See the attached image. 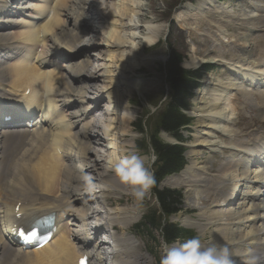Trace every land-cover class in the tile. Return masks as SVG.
I'll return each instance as SVG.
<instances>
[{
    "label": "bare ground",
    "instance_id": "obj_1",
    "mask_svg": "<svg viewBox=\"0 0 264 264\" xmlns=\"http://www.w3.org/2000/svg\"><path fill=\"white\" fill-rule=\"evenodd\" d=\"M90 1L0 0V117L3 113L12 114L20 120L23 113L28 116L39 114V121L36 125H40L34 134L30 133V122L24 126L23 131L1 132L5 128H0V264H10L13 261L11 259L13 254L18 252L14 247L17 244L13 239L12 227L15 224L23 223L30 227L38 219L49 214H55L59 219L56 235L47 246L40 250H34L32 253H18L24 256L23 263L78 264L80 258L86 254L90 257L91 264H104L105 261V264H108L104 251L109 246L101 235V231L104 229L102 223L107 221L109 228L115 230L117 237L116 243L119 245L120 252L116 260L119 264H147L140 249L136 247L131 238H128L137 213L136 200L130 194V190L122 188L118 191H110L105 187L106 189L102 193L103 197L96 198L92 192L82 191L90 181L82 177L83 173L97 174L100 184L103 185L108 179H113L115 182L113 173L108 170L106 164L111 155L110 149L116 147L114 143L116 134L125 141L126 131L134 121V113L130 111L129 106L132 100L130 88L133 85L136 86V83L128 75L136 73L140 65L138 50L143 52L145 49V46L142 45L138 50L136 49V46L138 47L136 34L141 30L134 21L139 13V10L137 11L135 8L136 0H120V4H112L113 11H107L105 7L98 9L99 12L94 14L98 21L104 20L109 15L117 17V20L113 21L109 28L108 41L104 40L107 43L109 74L112 75V82L109 86L100 85L106 77L103 74L105 66H94L90 55L83 51L77 54L76 57L79 59L74 63L69 65L57 63L58 59L67 61L66 54L74 52L78 47L76 44L84 42L83 40L89 36L91 29L89 20L93 8ZM203 3V7L206 4H211V8L216 11H221L225 7L224 3L217 0H203ZM192 7H194L192 4L185 6L189 14L193 12ZM219 13L226 19H231L228 14L225 13L226 16H224L223 12ZM125 18L131 25L124 33L120 24ZM189 18L186 17L185 24L188 23ZM160 19L161 16L157 14L154 22H158ZM256 21L253 17H249L246 25L238 27L249 30L251 33L259 31ZM203 24L201 23L202 27L210 28L212 32V29H217V31L222 29V24L219 25L220 27H214L212 23ZM189 26L180 28L187 32ZM224 27L232 28L227 25ZM158 34V29H153L152 37L149 38V35L145 37V45H153ZM250 37L252 35H243L236 41L238 45H234L235 47L232 49L236 50L235 52L237 49H242V52L249 53L253 42V45H257L258 49L262 46V50L264 35L257 36L251 41ZM127 46L131 49L128 57L125 56L124 51ZM260 52L261 61H258V65L247 62L245 58L238 59L239 57L238 60H233L231 65L242 73L251 71L254 78L258 77L264 81V49ZM220 58H217L218 60L216 59L215 62L226 60L225 54ZM209 59L208 57V59L203 58L197 61L196 66L209 61ZM230 73L232 74V72ZM117 81L128 88L127 96H122L124 98L121 100L122 103L125 101L124 110H121L122 103L115 107L108 105L105 117L108 119L111 130L108 142L112 147L106 149L105 155L98 163L92 161V158L96 152L98 155L101 154V142L95 141L86 145L82 141L84 133L79 127L82 114L80 110L91 106V104H94L100 111L104 110L102 103L112 91L115 94L113 99L118 102ZM262 85L264 86V83ZM28 91L30 93L27 95ZM255 91L258 92L259 89L258 91L253 89L241 93V95L250 100L256 95ZM260 97L264 98V96ZM86 101H92V103L83 105ZM6 103H9L8 109H2ZM12 104L16 107H13ZM77 108H80L79 111H73ZM238 109L239 99L237 97H224L221 94L205 105L200 122L207 124L204 126L206 131L208 130L207 134H221L224 135L223 138H227L233 135L230 125H234V120L239 119ZM237 115L238 117L235 118ZM115 125L122 126L119 133ZM34 127L35 125L32 128ZM237 139L227 145L223 142L217 143L216 138L213 140L210 136L202 134L201 139L197 141L200 146L209 144L213 148V152L220 149L223 154H232L234 158L226 160L220 169L214 167L209 169L211 174L218 173V176L202 178L201 175L195 174L191 178H196V181L183 177L181 180L176 179L182 174L173 177L176 185H189L187 187H194L196 190H199L200 187L205 188V195L201 194L199 200L204 209L208 210L204 216L206 226H218L215 229V243L228 248L235 245V241L233 238L224 237V235H231V232L240 230L244 224V221L237 218V213L240 212L231 209L230 205V201L233 199L230 197L237 191V184L252 181L251 185L241 186V189L246 187L247 191H250L246 193L251 198L259 194V191L254 193L255 190H258L256 185H261L264 188V164L261 165L262 168L259 171H252L253 169L250 168V165L253 168L254 163L259 162L256 160L257 155L260 158L264 157V138H255L250 142H242ZM123 143L127 144L128 142ZM7 148L9 156L6 155ZM122 155H124L123 152ZM209 185H212L213 188ZM115 193H118L119 196L112 197ZM197 195L199 194L197 193ZM242 201L244 199L239 200V203ZM18 205H20L19 214L22 215L20 220L16 219ZM225 205L227 206L221 211L214 210L216 207ZM99 206L116 210L105 209L107 212L103 215ZM254 206L257 219L264 224V212L257 203H254ZM250 211V209L245 210L242 216L249 214ZM91 220L97 221L99 224L90 228ZM253 220L254 223L246 236L242 234L243 232L237 235L239 243L242 244L240 249L229 248L236 264H243L247 250L253 249L246 244L247 239L260 229V226L255 223V217H247L248 222L252 223ZM79 223H81L80 227L74 230ZM87 228L91 229L93 237L90 236ZM133 231L135 235L134 225ZM260 233L264 241L263 230ZM250 242L259 243L254 238H251ZM257 251L264 253V250ZM25 256L30 257V260L34 262L30 263ZM10 260L12 261L10 262ZM11 264H20V261L17 260L16 263Z\"/></svg>",
    "mask_w": 264,
    "mask_h": 264
},
{
    "label": "rangeland",
    "instance_id": "obj_2",
    "mask_svg": "<svg viewBox=\"0 0 264 264\" xmlns=\"http://www.w3.org/2000/svg\"><path fill=\"white\" fill-rule=\"evenodd\" d=\"M129 1H132V0H129ZM193 1H194L193 4L192 2L191 3L187 2L183 4L184 0H136L135 1V8L137 9V11L139 10L138 11L139 13H137L136 17L134 18V21L137 24V26H139V28L141 29L139 31L140 33L136 34L138 38L137 39L138 47L136 46V49L138 50L141 45L145 46L144 47L145 49L143 52H139L138 50V55L140 58L138 60L140 64L139 68L137 69L135 74H131L130 76L128 75V77H130L132 81L136 83V86L133 85L130 88V90L132 91V93L130 94V97H132L130 104L132 106L130 105L131 107L129 106V109L131 108L130 111L134 113V122L132 123V125H130V128H128L126 131L127 136L125 138V141L128 143H133L134 141L135 147H137V142L140 143L144 139V136L140 135L135 128V125L139 124L140 118L145 117V116H147L148 118L150 116V118L148 119L149 125L154 126L156 123V118L160 114L164 113L167 107L169 106V103L166 101V100H169L170 98V95H168L169 90L164 84L165 79H164L163 74L160 72V67L165 65V62L168 60V57L169 55L172 54V52L178 51L181 57L185 59L182 67L184 70H187V71L188 70H200L203 67L205 62L200 64L199 66H196L197 61L203 58L208 59V57L210 58L212 57V55L216 56L217 58H220L221 55L225 54V59H228L231 57V55H234V54L241 55L242 53H244V56H240V55L232 56L230 61L231 62L233 60L235 61V59H237L238 57H239L238 59L245 58L247 62H252L253 64L257 63V65L259 64L258 61L259 60L261 61L259 56L261 53L260 51L264 49L263 47V49L261 50L262 46L259 47L260 49L259 50L257 48V45H253V42H252V45L249 49V53L242 52V49H239L241 50V52L238 49H237V52H235L236 50L232 48L235 47L234 45H238L236 44V41L239 38L243 37V35L244 36L245 35L248 36V34L252 35V37H250L249 39L250 41L257 38V36L264 35V25H263L264 24L263 23L264 21V0H233V1L232 0H222L225 7L221 11H216L212 9L211 4L210 5L206 4L205 7H203L205 3V2L203 3V0H193ZM119 2L120 0H91L90 5L93 8H92V12L90 13L89 24L91 26V29L89 30V36H87L83 40L84 42H81L80 44L78 43L76 44V47L77 46L78 47L74 52L66 54V56L68 57L67 61L65 59H58L57 63H60L62 65H69L71 63H74L78 61L79 59V57H76L77 54L80 51H83L86 54L90 55L91 61L94 63V66H99V65L105 66V70H103V74L106 77L105 79H103V83H100V85L109 86V84L112 82L111 80L112 75L109 74L110 67L108 64L109 59L107 58V49H106L107 43L104 42V40L108 41L109 39L108 32L110 31L109 28H111L113 21L117 20V17L114 15L113 16L109 15L108 17H105L104 20L98 21L97 16L94 14H96L97 12H99L100 9L105 8V7L107 8V11H113L112 6L114 4H117V5L120 4ZM187 4H192V6H194L192 7L193 12H191L190 14H189V11L185 8ZM219 12H223L224 16L228 14L231 17V19H226L225 17L221 16ZM157 14L161 16V19L158 22H154ZM187 16L190 18L188 19V23L185 24L184 21ZM249 17H253L255 21L257 20L256 23L258 24L259 31L257 30L251 33L249 30L248 31L245 29L243 30L241 27H238L239 25H246L247 20H249ZM147 21L149 22V24L158 26L155 29H158V32H159L157 40L154 42L153 45H150V46L145 45V37L148 35V31H146L147 30L146 25H148ZM201 23H204V24L212 23L214 27L215 26L220 27L219 25L222 24L221 27L223 30L219 29L217 31V29H212L213 30L212 32L210 28L202 27ZM120 25L124 32V31H128L127 28L128 26L131 25V23L129 22V20L125 18L124 21H122V24ZM187 25H190L188 27L187 32L183 31L180 28V27H186ZM226 25L232 26V28L224 27ZM124 51H125V56L128 57L130 55L131 49L129 48V46H127ZM220 62H223V61H220ZM227 62L228 61L221 63V64L217 63L218 68L213 73H210L209 75H207L204 81V85H203L204 87L202 88L200 92H196V97L193 100L192 105L194 106V108L192 109V112L190 113V115L191 117L193 116L195 120L193 121V124H192L193 133L191 134V136H189L190 137L189 145L198 147V149H189L188 158H190L191 160H194L195 163L198 164L200 170L206 167H210V166L220 169L222 167V164L225 162L223 157L226 160H232L234 158L232 154H231L232 158H231V155L227 154V156H224L223 154V157L221 155L220 156L213 155V159H214L213 160L212 153L209 150L210 145L205 144L203 146H207V147H201L200 144L197 143V141L201 139L202 134L210 136V138L213 140H215L216 138L215 141L217 143L221 144L223 142L227 145L231 144V142L233 140H236L237 138H238L237 139L238 141H242V142L243 141L250 142L251 140L255 138H258V139L264 138V98L260 97V96H264V87L260 84L264 81H261V78H258V77H256V79L258 78L257 80H254L255 78L252 75L246 76L245 74H240V76L242 77L241 79L229 73L231 72L229 70V68L231 67L227 64ZM220 65L223 66V69ZM233 70L235 72L238 71L235 69ZM63 72H67V71H63ZM226 72H228L231 75L227 74ZM246 74H252V72L250 71L249 73H246ZM248 80H250L252 83L259 82L257 85L258 87L252 84L251 82H249ZM116 83H117L116 87L118 86V91H119L117 98L120 102L119 101L117 102L115 99H113L115 94L112 91L109 93V96H107L106 100H104L103 102L104 105L109 103L108 105L115 107L118 104L120 105L122 103L121 100L125 96H127L128 88L126 86H123L121 82L119 81H117ZM173 86L174 84L173 85L171 84V90L173 89ZM219 86L228 89L230 93L229 92L225 93V91ZM253 86L254 87L256 86V90L259 89L260 92L255 91L254 94L256 95L253 96L252 99L251 98L250 100L246 99L244 96L241 95V93L252 91L254 89ZM112 89L113 88H111V90ZM221 94L222 95L224 94L223 96H228V97L233 95V97L235 96L239 99V109L237 111V113H239V119L234 120V123H235L234 125H230L233 135L228 136L227 138H223L222 136L224 135H221V134H218V135L207 134L208 130L206 131L205 129L206 127H204V126H207V124H202L200 122V119L202 118L201 117L202 112L205 108V105L209 104L212 99L220 96ZM109 97H111V99H109ZM124 103H122L121 110H124L123 109ZM157 105H159V107H158V111L156 112L157 109L155 107ZM150 112L151 114L148 115V113ZM237 117L238 115L235 118ZM34 119H38V118L34 117ZM116 126L118 128L117 132L119 133L121 131L122 126L115 125V127ZM39 127L40 125L38 124L31 131L33 132L35 130L34 132H36L38 131ZM8 130L15 131V129H8ZM184 135L185 137H188L187 133H185ZM165 140L167 141L166 138ZM125 141L120 138V135L116 134V140L114 142L116 144V147L115 148L113 147L114 149L113 148L110 149V154L111 155L116 154L118 156H121L122 154L121 147L126 145L123 143ZM101 146H102V143H101ZM109 147H112V145L108 146V148ZM106 149L107 148H101V150H104V151L103 152L101 151L100 155L98 154L94 155V158H92V161H96L100 163V159L101 157L105 155L104 152L106 151ZM136 149L140 153H142V155H146L149 157L153 155L152 152H149V151L143 152L139 150L138 148ZM6 152H7L6 155L9 156L10 154H9L8 148ZM217 158H221V160H218V162H216ZM262 161L264 162L263 157H262ZM261 168H262L261 163H256L253 165L252 171L254 170L259 171ZM189 170H190V173L184 171L182 175L180 174L181 176L176 179L181 180L183 177L185 179L187 178V179L196 181V178H194L195 180L191 178L193 175L196 174V175L202 176V173H200V170L197 168V165L195 164H191ZM87 175L93 176L88 173H83L82 177L85 179V176ZM212 175L217 176L218 173L212 174ZM93 177H94L93 179H95V182L90 183V185L88 186H84L83 187L84 190H82L83 192L87 193L88 189L91 187L94 189L93 191L94 193H95V190L98 189L99 178L97 174H95ZM164 186L177 189V190L184 189L187 192L184 197L182 213L173 217L172 221L178 222L183 227L192 228L194 230L196 229V231H198L202 244L207 245V244L213 243L214 238L210 234L212 232L211 228L205 230V227L203 225H200L202 223V221L200 220V217L201 216L204 217L205 211L208 212V210L204 208L203 209L205 211L203 209L199 210V208L203 207V206L201 207V201L199 199L201 197V194L205 195V191H206L205 188L200 187L199 190H196L194 187H187L189 185L187 186L176 185L174 179H169L165 183ZM209 186L212 187V185H209ZM246 192H250V191L248 190ZM197 193L199 195H197ZM192 194L194 197L192 196ZM98 195L99 194H96L95 197ZM113 195L114 196L112 195H109V196H112V197L119 196L118 193H115ZM192 197L194 200L192 199ZM153 199L154 197L149 193V195L142 202L136 200L137 213H136V220L133 223L134 227H135L136 221L140 224L144 215L148 213L149 208L150 209L155 208L156 204L153 201ZM101 209L111 210L112 208H103L102 206H99V210L102 213ZM112 210L115 211L116 209L113 208ZM215 211H221V210H215ZM161 218L162 220L164 219L162 216ZM91 221L93 222V220ZM102 224L104 225V227L106 225L108 226L107 221H104ZM79 225L80 223L77 225V227H80ZM133 225L131 228V233L128 235V238H131L132 242L136 244V247L140 249L143 256L146 258L147 264H156V260L153 259V256L147 254L151 252L150 249L145 244L144 246H142V241L140 239V236L136 234V232L134 235ZM217 228L218 226H216V229ZM136 230H139V232H145V234H147L146 235L147 237L151 235L150 232L145 230L144 227L142 228L138 227L136 228ZM88 233L91 234L89 228H88ZM153 234L158 240L160 239V236H161L160 231L153 232ZM119 236L121 235L119 234ZM151 244L158 250L162 251L164 249L163 245L161 246V244L159 243H155L152 241ZM14 254L11 258L13 261L10 260V262L12 261L11 263H16L18 260V262L20 261V264H25L23 263L24 256H21L18 253H14ZM27 258L28 257H26V260ZM30 259L31 258H28L27 261H29L30 263H33L34 261ZM108 264H111L110 260H108Z\"/></svg>",
    "mask_w": 264,
    "mask_h": 264
},
{
    "label": "clouds",
    "instance_id": "obj_3",
    "mask_svg": "<svg viewBox=\"0 0 264 264\" xmlns=\"http://www.w3.org/2000/svg\"><path fill=\"white\" fill-rule=\"evenodd\" d=\"M156 25L148 24L149 38L153 35ZM160 136L171 140L169 133L161 131ZM121 151L122 156L112 154L107 160L106 167L113 173V179L104 182V186L110 191H118L122 188L130 190V194L137 201H143L155 185V177L151 171V164L156 159L142 155L136 149L134 143H127ZM90 180V178H87ZM164 254L160 264H236L232 251L217 243L202 244L199 235L185 239L183 242L164 243ZM243 264H264V253L256 249H248Z\"/></svg>",
    "mask_w": 264,
    "mask_h": 264
},
{
    "label": "trees",
    "instance_id": "obj_4",
    "mask_svg": "<svg viewBox=\"0 0 264 264\" xmlns=\"http://www.w3.org/2000/svg\"><path fill=\"white\" fill-rule=\"evenodd\" d=\"M184 58L178 51L172 52L168 62L162 69L163 75L166 77V83L173 86L170 95L169 106L161 116L157 129L151 137V144L159 157L158 176H165L172 172L179 171L184 165L182 158L183 150L177 146H169L159 140L161 130L172 133L176 138L182 140L179 134L180 128L190 123L185 111L189 110V100L193 96L194 90L199 86L198 81L205 73L203 71L192 72L184 70L182 64ZM144 145V143L142 144ZM160 206L167 214L177 212V208L181 204V194L176 191H158L156 190ZM188 231L182 230L176 225L166 226V239L188 234Z\"/></svg>",
    "mask_w": 264,
    "mask_h": 264
},
{
    "label": "snow or ice",
    "instance_id": "obj_5",
    "mask_svg": "<svg viewBox=\"0 0 264 264\" xmlns=\"http://www.w3.org/2000/svg\"><path fill=\"white\" fill-rule=\"evenodd\" d=\"M34 234H35V233H34ZM81 264H85V262H84V261H82V262H81Z\"/></svg>",
    "mask_w": 264,
    "mask_h": 264
}]
</instances>
